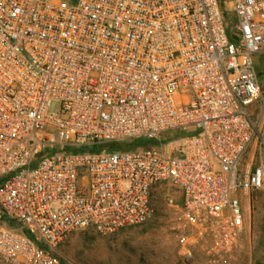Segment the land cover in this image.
I'll return each mask as SVG.
<instances>
[{
    "label": "built area",
    "instance_id": "obj_1",
    "mask_svg": "<svg viewBox=\"0 0 264 264\" xmlns=\"http://www.w3.org/2000/svg\"><path fill=\"white\" fill-rule=\"evenodd\" d=\"M259 56L264 0H0V258L74 264L71 232L144 223L169 185L185 260L236 264L264 191ZM138 138L159 143L104 146Z\"/></svg>",
    "mask_w": 264,
    "mask_h": 264
},
{
    "label": "rangeland",
    "instance_id": "obj_2",
    "mask_svg": "<svg viewBox=\"0 0 264 264\" xmlns=\"http://www.w3.org/2000/svg\"><path fill=\"white\" fill-rule=\"evenodd\" d=\"M255 71L261 101L264 99V56L256 59ZM60 111L58 101L50 102L49 114L59 115ZM171 139L173 146L179 145L180 137ZM168 195L176 200L180 198L179 192L169 185L153 192L154 213L144 223L125 226L107 235L90 228L73 231L57 246L56 253L74 264H205L203 255L196 254L186 261L180 251L173 230L175 212L167 204ZM249 198L250 229L244 236L236 264H264V191H252ZM0 264L7 263L0 258Z\"/></svg>",
    "mask_w": 264,
    "mask_h": 264
},
{
    "label": "trees",
    "instance_id": "obj_3",
    "mask_svg": "<svg viewBox=\"0 0 264 264\" xmlns=\"http://www.w3.org/2000/svg\"><path fill=\"white\" fill-rule=\"evenodd\" d=\"M159 141L157 140H149V139H143V138H138L134 139L132 141H126V142H112L108 143L104 146H106L109 150H133L136 149L137 147H145L149 145H156L158 144ZM101 147H84L82 150H99ZM1 182V180H0Z\"/></svg>",
    "mask_w": 264,
    "mask_h": 264
},
{
    "label": "crops",
    "instance_id": "obj_4",
    "mask_svg": "<svg viewBox=\"0 0 264 264\" xmlns=\"http://www.w3.org/2000/svg\"><path fill=\"white\" fill-rule=\"evenodd\" d=\"M263 100H264V99H262L261 101H263ZM259 101H260V98H259ZM261 101H260V102H261Z\"/></svg>",
    "mask_w": 264,
    "mask_h": 264
}]
</instances>
